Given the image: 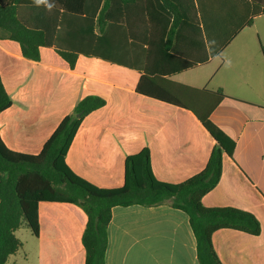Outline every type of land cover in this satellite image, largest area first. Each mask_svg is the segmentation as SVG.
I'll list each match as a JSON object with an SVG mask.
<instances>
[{"label": "crops", "instance_id": "crops-1", "mask_svg": "<svg viewBox=\"0 0 264 264\" xmlns=\"http://www.w3.org/2000/svg\"><path fill=\"white\" fill-rule=\"evenodd\" d=\"M262 18L241 30L219 58L171 77L228 96L210 119L234 140L233 158L223 155L220 180L201 203L252 213L260 234L214 232L211 242L222 264H264V46L249 33ZM181 41V53L203 56L194 52L188 31ZM0 78L11 100L0 113V139L19 153L38 154L83 97L104 99L105 105L82 121L65 158L76 175L97 187L122 186L125 158L144 148L158 180L183 182L204 168L215 145L190 112L137 94L136 71L98 58L79 55L70 69L51 48H41L40 60L31 61L22 57L18 43L0 39ZM38 222V237L30 230L22 238L20 229L15 232L22 247L6 264H84L86 216L80 208L41 202ZM105 264H198L187 215L165 204L112 208Z\"/></svg>", "mask_w": 264, "mask_h": 264}, {"label": "trees", "instance_id": "trees-1", "mask_svg": "<svg viewBox=\"0 0 264 264\" xmlns=\"http://www.w3.org/2000/svg\"><path fill=\"white\" fill-rule=\"evenodd\" d=\"M261 15L264 0H45L40 5L0 0V39L18 43L23 58L39 61L40 49L51 48L70 69L83 55L134 70L137 94L190 112L215 141L204 168L183 182L158 180L144 148L125 158L122 186L101 188L76 175L65 161L84 118L105 105L97 95L80 99L38 154L12 151L0 139V264L21 249L15 232L22 224L38 237L41 202L73 204L85 214L84 264H105L107 227L117 206L165 204L184 212L198 264H222L211 242L218 230L258 236L260 225L252 213L201 203L220 180L223 155L233 158L234 140L210 119L228 96L222 89L195 88L171 77L219 58ZM186 31L201 58L181 53ZM10 105L0 78V113Z\"/></svg>", "mask_w": 264, "mask_h": 264}, {"label": "rangeland", "instance_id": "rangeland-1", "mask_svg": "<svg viewBox=\"0 0 264 264\" xmlns=\"http://www.w3.org/2000/svg\"><path fill=\"white\" fill-rule=\"evenodd\" d=\"M256 28H259L261 30L259 35L255 31ZM249 33H251L253 35V38L257 44L259 42L262 44L261 46H264V18L257 21L255 28H252L251 30H249ZM258 36L260 39L258 38ZM258 50L260 52L259 47H258ZM260 57H262L261 53H260ZM260 65H261L260 67H261L262 74H264V61H262V62L260 61ZM28 230L29 229L27 228V226L25 224H22V226L20 227L19 236L22 238V236H24Z\"/></svg>", "mask_w": 264, "mask_h": 264}, {"label": "clouds", "instance_id": "clouds-1", "mask_svg": "<svg viewBox=\"0 0 264 264\" xmlns=\"http://www.w3.org/2000/svg\"><path fill=\"white\" fill-rule=\"evenodd\" d=\"M45 2V0H35V3L37 4V5H40L41 3H44ZM48 7L49 8H51V5H48ZM227 66V65H226Z\"/></svg>", "mask_w": 264, "mask_h": 264}, {"label": "water", "instance_id": "water-1", "mask_svg": "<svg viewBox=\"0 0 264 264\" xmlns=\"http://www.w3.org/2000/svg\"><path fill=\"white\" fill-rule=\"evenodd\" d=\"M77 116H79V114H77Z\"/></svg>", "mask_w": 264, "mask_h": 264}]
</instances>
